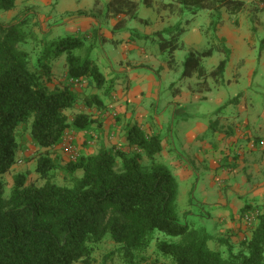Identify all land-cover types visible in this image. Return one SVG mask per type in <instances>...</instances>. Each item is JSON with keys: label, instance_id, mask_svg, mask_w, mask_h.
Returning a JSON list of instances; mask_svg holds the SVG:
<instances>
[{"label": "trees", "instance_id": "obj_1", "mask_svg": "<svg viewBox=\"0 0 264 264\" xmlns=\"http://www.w3.org/2000/svg\"><path fill=\"white\" fill-rule=\"evenodd\" d=\"M248 2L264 4V0H175L168 6L173 10L179 5L194 15L201 10L215 13L222 9L237 15ZM144 3L152 6L151 0ZM15 5L16 0H0L1 11H12ZM101 7L97 4L98 11L94 12L104 13ZM105 9L106 17L131 19L137 17L138 4L134 0H111ZM28 22L26 18L0 23V264H94L96 248L108 234L121 246L126 263L134 264L137 253L151 245L156 232L178 239L157 242V250L174 264H264V216L256 218L249 226L251 237L239 244L219 239L227 246L226 252L211 250V237L203 229L180 223L177 183L169 169L156 162L163 151L159 136L149 135L137 125L128 126L127 148L103 146L94 154L84 151L64 166L52 156L49 151L64 145L69 134L94 137L98 119L91 110L104 109L105 103L98 95L86 97L84 106L90 113L70 119L67 112L78 106L79 95L69 85L47 87L40 74L30 70L31 54L19 48L37 36L34 28L39 24L25 29ZM182 32L180 25L170 27L157 33L155 40L162 51L173 55ZM56 45V55L66 53L69 80L91 81L104 91V97L111 95L113 87L107 85L95 61L89 55L82 58L75 54L85 47L82 38L68 37ZM93 48L95 45L88 54ZM212 53L211 49L202 54L190 52L182 78L198 73L204 80L202 86L207 85L209 76L219 82L226 61L209 75L201 66V57ZM42 58L45 61L47 52ZM38 65L50 76V63L40 61ZM30 120V136L40 152L37 178L28 183L26 174L14 175L7 197L3 176L18 163L16 134ZM145 160L151 164H143ZM59 173L63 183L58 181Z\"/></svg>", "mask_w": 264, "mask_h": 264}, {"label": "rangeland", "instance_id": "obj_2", "mask_svg": "<svg viewBox=\"0 0 264 264\" xmlns=\"http://www.w3.org/2000/svg\"><path fill=\"white\" fill-rule=\"evenodd\" d=\"M97 1L102 5L101 9L104 12L102 16L96 11L93 12ZM110 1L17 0L14 10L8 12L0 10V23L10 24L28 18L29 27L25 29L39 24L34 28L36 38L20 45L19 48L31 54L30 70L39 73L47 87L54 89L69 85L79 95L78 106L73 111L67 112L71 120L79 113H90L84 106V98L93 95L104 97V91L96 89L91 81L76 83L69 80L66 77V53L59 52L60 55L55 53L56 42L64 41L68 37H78L83 39L85 47L75 51V54L82 58L89 55L106 78L109 77L107 85L111 84L113 89H125L128 84V76L115 77L114 70H123L122 65L125 63L139 65V78H143L144 81L142 80L141 84L131 82L132 91L135 88L148 87L149 90L137 95L139 103L145 109V114H142L140 124L135 123V125L142 127L144 131L152 130L153 135L159 136L161 140H172L173 135L177 149L171 152L172 156H175L176 152L187 153L188 149L185 158L187 155L197 154L198 148L202 146L201 141L198 139L199 143L187 148L185 136L189 138L194 130L197 131L202 126L213 129L217 123L224 121L223 118L231 119L232 123L236 122V124L235 120L238 117L241 119L251 117L256 123L260 122L259 117L264 111V5L248 2L246 8L237 15H231L225 9L215 13L201 10L194 15L179 5L172 10L168 5L174 4L175 0H151L150 7L145 5V0H134L138 4L137 17L127 19L124 26V29L131 30V33H128L130 37L125 40L129 49L127 55H125L126 43L123 42L118 47L114 45L111 47L109 42H106L103 48L98 44L88 54L91 46L97 45L95 39L90 37L92 30L85 31L84 27L83 29L79 27L76 33L69 34L66 29L69 27L68 18L79 16L83 12V15L96 16L100 19V23L107 21L110 27L112 19L106 18L105 11ZM41 22L44 25L46 23L45 34L41 32L43 29L37 31L41 28ZM178 25L183 32L179 37L177 50L171 55L169 51L161 50L160 43L155 38L157 33ZM103 29L106 30L107 25H103ZM48 31H52V34ZM165 37L169 39L168 36ZM209 49L213 51L212 55L201 57V66L208 75L215 71L221 62L226 61L225 72L219 82L209 76L206 80L207 85L202 86L204 80L198 73L192 78H182L184 62L189 53L202 54ZM45 52H47L45 61L52 66L50 76H47L43 68L38 65L40 61L45 63L41 60ZM172 60L173 64H171ZM150 78L155 79L157 83L154 91L152 90L154 80ZM177 104L181 108H186L183 119L174 117V106ZM129 109V112L133 111L134 103ZM157 114L162 117L155 118ZM99 119L97 124H100ZM31 122L32 120L29 124L22 125L16 134L19 143L18 163L9 174L3 176L7 197L14 185V175L26 174L28 183L37 178L35 168L40 152L30 136ZM73 138L77 158L86 150L89 152L92 148L95 152L99 150L100 138L97 140L96 135L94 137L86 135L81 141L76 140L75 136ZM118 147L123 146H109V149ZM61 151L52 149L49 152L64 166L72 159L66 147ZM89 152L87 153L90 154ZM156 162L167 167L177 183L176 213L180 223L195 229H203L211 237L208 247L213 251L226 252L227 246L218 242L219 239L225 238V234L221 233V226L213 219L217 210L203 204V199H200L205 192L207 182L205 172L200 170L203 177L199 182L195 176L188 178L178 176L170 158L160 154ZM143 164L150 165L151 161L145 160ZM58 181L63 183L62 173H59ZM207 193L211 199L214 198L215 194L210 190ZM251 203L257 204L256 201ZM155 234L151 245L145 251L137 253L134 264H174L170 257L157 250V242H177L178 239L158 232ZM94 259V264H127L121 246L112 241L110 234L97 246Z\"/></svg>", "mask_w": 264, "mask_h": 264}, {"label": "crops", "instance_id": "obj_3", "mask_svg": "<svg viewBox=\"0 0 264 264\" xmlns=\"http://www.w3.org/2000/svg\"><path fill=\"white\" fill-rule=\"evenodd\" d=\"M97 4L102 6L97 1L93 12L96 10ZM263 5L261 4V6ZM103 14L98 15L102 16ZM106 18L112 19L113 29L110 30L112 25L109 27L107 21L100 23V19L96 16L83 14L69 17L67 22L69 27H66V29H68L69 34L76 33L79 27H84L85 29H82L85 31L92 30L90 37L95 39L97 44L95 46L99 44L102 48L106 42H109L112 45L111 47L113 45L118 47L121 42L126 43L125 40L130 37L128 33H131V30L129 28L124 29V26L126 20L130 18L124 16ZM119 22H121V25L116 27ZM103 25H107L106 30L103 29ZM44 28L46 29V23L44 25L41 22V28H38L37 31L40 32L43 29L41 32L45 34L47 32H44ZM95 32H97V36ZM48 33L52 34V31H48ZM127 47L126 43L125 55L129 50ZM124 57L127 58V56ZM125 64L122 65L123 70L112 71L115 77L117 75L128 76L127 88L113 89L110 96L100 97L105 103L104 109L91 110V113L97 114V116H94L95 119L100 118V124L96 123L94 125L96 138L97 140L100 138L98 149L103 146L109 148V146L114 145H121L124 149L128 143L126 138L128 126H134L135 123L140 124L141 116L145 114V109L139 103L137 95L147 92L149 87L144 89L135 88L132 91L131 82L141 84L144 79L139 78V65ZM150 79L154 80L152 86L154 91L157 83L155 79ZM133 103L134 109L129 112V106ZM185 112L186 108H181L179 104L174 106V117L183 119ZM161 117L157 114L155 118ZM259 119L260 122L256 123L251 117L245 119L238 117L235 120L237 125L236 122L232 123L233 120L223 118L224 121L217 123L213 129L202 126L197 131L194 130L189 138L185 136V144L188 148L192 144L199 143L200 140L202 146L198 148L199 152L197 154L187 155V158L184 155L189 152V149L187 153L176 152L177 154L172 156L171 152L177 149V142L173 135L172 140H162L163 151L161 155L173 160L172 164L178 176L181 178L195 176L200 182L203 177L200 170L205 172L207 182L205 192H202L203 196L200 199H203V204L217 210L216 216L213 218L215 223L221 226V233L225 234L224 239H229L235 245L245 238L251 237V230L244 220L246 214L258 212L261 216H264V145H262L264 142V111ZM140 128L142 129V127ZM146 131L149 135H153L152 130L146 129ZM85 136L84 133H79L75 135V138L81 141ZM63 147L64 145H61L56 149L62 152ZM86 152H89V150H86ZM96 152L92 148L89 153L94 154ZM209 190L215 194L212 199L208 196L207 192ZM254 201L257 202L256 205L251 203Z\"/></svg>", "mask_w": 264, "mask_h": 264}, {"label": "built area", "instance_id": "obj_4", "mask_svg": "<svg viewBox=\"0 0 264 264\" xmlns=\"http://www.w3.org/2000/svg\"><path fill=\"white\" fill-rule=\"evenodd\" d=\"M73 82V81H72ZM76 83H79L81 81H75ZM74 136L72 135H68L66 140H65V144H64V147H66V149L68 150V153L71 154V159L72 161L73 160H76L77 159V154L75 153V149L73 147V138ZM262 145H264V142L262 143ZM258 216H260V214L258 212H253V213H250V214H246L244 220L246 222V224L248 226L252 225V223L256 220V218H258Z\"/></svg>", "mask_w": 264, "mask_h": 264}]
</instances>
